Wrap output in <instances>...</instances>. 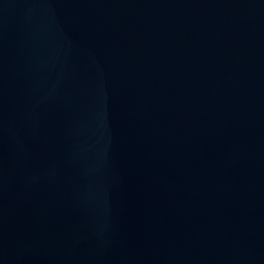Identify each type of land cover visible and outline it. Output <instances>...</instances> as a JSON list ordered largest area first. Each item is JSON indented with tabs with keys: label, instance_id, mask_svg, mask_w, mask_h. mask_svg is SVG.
I'll return each mask as SVG.
<instances>
[{
	"label": "water",
	"instance_id": "obj_1",
	"mask_svg": "<svg viewBox=\"0 0 264 264\" xmlns=\"http://www.w3.org/2000/svg\"><path fill=\"white\" fill-rule=\"evenodd\" d=\"M0 264H264V0H0Z\"/></svg>",
	"mask_w": 264,
	"mask_h": 264
}]
</instances>
